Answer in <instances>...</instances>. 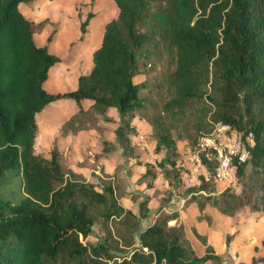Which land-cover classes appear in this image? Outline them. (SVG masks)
<instances>
[{"label":"trees","instance_id":"16d2710c","mask_svg":"<svg viewBox=\"0 0 264 264\" xmlns=\"http://www.w3.org/2000/svg\"><path fill=\"white\" fill-rule=\"evenodd\" d=\"M36 1L0 0V264L220 262L204 236L192 231L205 245L198 256L182 227H167L172 214L142 229L146 202L139 203L137 216L116 202L111 184L99 192L67 180L56 151L49 158L34 153L35 116L59 100H72L75 115L83 113V100L101 113L113 108L116 143L132 158L141 155L129 138L132 121L139 118L148 126L154 151L163 153L160 168L166 172L170 165L175 177L182 137H172L174 130L187 131L185 146H193L217 122L250 130L255 146L237 167L236 187L213 195L214 184H204V195L183 193V207L195 203L201 213L212 205L228 216L248 206L264 212V0H112L117 16L104 24L90 69L79 75L75 89L56 93L44 88L49 70L61 62L49 51L53 33L37 46L33 33L41 23L35 25L18 8ZM93 17L88 11L80 22V41ZM158 42L172 56L173 67L167 73L169 93L155 102L152 90L134 78L150 64L148 45ZM186 114L194 119L185 127L180 118ZM91 203L104 206L105 223L111 222L115 239L127 249L121 258L112 255L107 239L87 242ZM251 263H264V256Z\"/></svg>","mask_w":264,"mask_h":264},{"label":"rangeland","instance_id":"374dc122","mask_svg":"<svg viewBox=\"0 0 264 264\" xmlns=\"http://www.w3.org/2000/svg\"><path fill=\"white\" fill-rule=\"evenodd\" d=\"M28 6L29 8L27 9ZM19 7L23 16L25 13L28 15V18L25 17L26 19L32 21L35 25L41 23L34 28L33 39L36 45L42 43L45 45L47 36L53 33L49 51L59 56L61 62L49 70V79L45 83L44 88L50 93L73 90L76 87L74 81L78 75L84 74L91 64V51L100 43L103 25L117 16L115 3L112 0H93V4H91L90 0H38L31 4H21ZM88 11L94 13V18L89 22L87 33L84 36L88 40L80 41L79 24L84 20ZM90 42L95 44L89 50L84 49ZM148 48L150 51V64L143 69L141 74L134 78V81L138 84H146L152 90L151 99L159 102L167 96L170 90L167 73L173 67L171 63L172 56L159 42L156 45L155 43L149 44ZM156 85H161V90H154ZM68 102L71 101H59V104L53 107L52 111L47 114L43 112L40 116H37L38 131L37 140L34 144V153L49 158L51 150L57 153H59L58 150L66 152V154L64 152L63 154L61 153L62 155L58 154V160L65 173V178L74 182L93 185L94 189L99 192L102 191L103 187L108 186L110 182L107 179L110 176V171L103 172L106 171V162L110 164L116 163L117 167L121 166L122 168L125 167L124 164L128 167L129 163H132V167L126 172L125 182L122 185L121 183L115 185L114 196L116 202L119 205L128 206V200H131L138 212L140 211L138 206L141 201L146 202L147 206L153 208V210L155 209L156 212L162 207H166L168 212L173 211L176 208V204L172 195L182 196L183 192L177 188L175 173L171 166L166 165V172H164L160 168L159 162L156 161L157 167L163 171V180L158 182V184H154L153 179L150 177L151 173H153V166L148 163L144 164L145 173L146 171L148 173H143V176L141 175V177L137 178L135 166L143 164L140 160L141 155L139 157L136 155L132 158L133 154H123L122 160L119 161L118 152L121 153L122 150L118 145V152L116 151L115 155L110 156V158L102 153L103 149L101 150L98 147L97 134L102 133L108 138L113 133L114 126L112 123H108L110 119L104 115L106 112L101 113L96 108H92L85 113H79L69 118L70 113H67L65 107H62L63 103L67 105ZM59 108L61 109L60 115L53 116L51 112H55V109ZM109 115L115 117L118 122V114L114 110H110ZM180 119H182L186 127L194 117L186 114ZM138 120L141 122L135 120L133 122H136L142 131H146V127L142 123L143 120L139 118ZM179 127L181 128L182 126L179 125ZM245 128H248V126L245 125ZM82 130L89 132V134L87 137L84 136L86 137L85 139L83 138L84 140L78 142L76 134ZM186 133L187 131L184 128L177 131L174 130L171 133L175 139L178 136L182 137L180 141L177 140L179 149L184 145L183 139H185ZM131 135L132 133L129 138ZM150 140L151 138L146 139L147 144L151 143ZM74 149H77V152ZM177 156L178 154L176 156L172 155L171 158L176 160ZM132 168L135 169L132 170ZM100 170L103 178L100 176L99 182H96L93 176L98 175L94 171ZM77 199L79 201L84 200L83 197L79 196H77ZM252 211L251 207L248 206L228 216L221 214L212 205H206L203 212H198L200 219L205 220V222L198 224L201 230H210V223H214L216 228L215 231L211 232L210 239L215 254L219 255L221 260L214 264H252V258L250 259V255L253 252L252 245L254 243L261 245V240L259 239L264 237V212ZM143 212L141 211V213ZM189 213L187 219L194 217L192 212ZM88 214L93 220V227L92 234L87 238V242L102 243L107 239L112 255L117 258L125 255L127 249L122 248L119 240L115 239V228L110 221L107 223L104 221V206L91 203L89 204ZM165 216L169 215L162 214L159 218L163 220ZM234 216L236 220L229 218ZM181 221L179 224L178 222L172 225L167 223V227H182L189 247L193 249L195 254L201 255L204 253L205 245L191 233L192 226L190 224L192 221L190 224L185 223V226ZM227 238H229L230 242H226ZM232 246L236 249L234 252L230 251ZM255 255L264 256V252L260 248L259 251L255 250Z\"/></svg>","mask_w":264,"mask_h":264},{"label":"built area","instance_id":"2783aa9c","mask_svg":"<svg viewBox=\"0 0 264 264\" xmlns=\"http://www.w3.org/2000/svg\"><path fill=\"white\" fill-rule=\"evenodd\" d=\"M146 139L143 133L134 132L131 142L148 154L149 164L156 166L155 155ZM254 146L252 131L237 130L227 123H214L211 132L199 137L193 146L183 145L179 149L175 165L177 188L184 194L193 192L196 195L205 194L204 184H214L215 189L210 192L213 195L235 188L237 167L246 163ZM185 198L182 195L178 199L180 208H183Z\"/></svg>","mask_w":264,"mask_h":264},{"label":"crops","instance_id":"0c3cea01","mask_svg":"<svg viewBox=\"0 0 264 264\" xmlns=\"http://www.w3.org/2000/svg\"><path fill=\"white\" fill-rule=\"evenodd\" d=\"M19 6H21V4L19 5ZM19 8V10H21L20 9V7H18ZM29 8V6L27 7V9ZM24 17H27L28 18V15L25 13V15H24ZM94 18V17H93ZM92 18V19H93ZM91 19V20H92ZM90 20V21H91ZM108 22V21H107ZM104 26V25H103ZM103 32V31H102ZM87 33V32H86ZM85 36V35H84ZM101 37H102V35H101ZM84 40H88V39H85V37H84ZM83 40V41H84ZM100 42H101V39H100ZM95 43L93 42H90V44L87 46V47H84V49H87V50H89L93 45H94ZM44 45V43H42V44H38L37 46H43ZM99 45H100V43H99ZM99 45L96 47V48H98L99 47ZM95 48V49H96ZM94 49V50H95ZM93 50V51H94ZM83 51V50H82ZM91 51V50H90ZM93 51H91V55H92V52ZM90 67H91V64H90V66H89V68H88V70L90 69ZM87 70V71H88ZM86 71V72H87ZM83 74V73H82ZM49 75V74H48ZM79 75H81V74H79ZM79 75H78V77H79ZM77 77V78H78ZM49 79V78H48ZM74 83H76V86H77V79L74 81ZM76 88V87H75ZM74 88V89H75ZM65 92V91H64ZM59 101H63V102H65V101H67V100H59ZM59 101H56V102H53V103H51V104H48L40 113H38V114H36V116H35V119H36V122H37V116H40L43 112H46V114L47 113H49L50 111H52V108L53 107H55L56 105H58L59 104ZM69 101V100H68ZM71 102H68L67 103V105H65L64 103H63V106L62 107H65V109H66V111H67V113H70V115H69V118H70V116L72 117L73 115H75V113H76V110H77V106H76V104L72 101V100H70ZM93 103H92V101H90V100H83L82 102H81V107H82V110H83V113H85V112H87L88 110H90V109H92V108H94L93 107V105H92ZM58 108V107H57ZM110 110H114L115 111V113H117V111L115 110V109H113V108H111V109H108L107 111H106V113H104V115H106L109 119H110V122H108V123H112V125L114 126L113 127V133H112V136H110V137H108L107 138V136L106 135H102V133H99V134H97V136H96V139H97V141H98V144H99V149H103V151H102V153L104 154V155H106L108 158H110V156H114L115 155V153H116V151L118 152V148H117V143H116V138H115V135H114V130H115V128H116V126H117V120H116V118L115 117H111L110 115H109V111ZM60 111H61V109L59 108V109H55V112H51L52 113V115L53 116H59L60 115ZM138 121V122H141V121H139L138 120V118H134L133 119V121ZM132 121V126L134 127V132H141V133H143L144 134V136L146 137V138H148L147 137V133H148V126H147V124L144 122V121H142V123H144V126L146 127L145 128V130L146 131H142V129H140L139 128V125H137L136 124V122H133ZM65 122V121H64ZM38 124V123H37ZM137 125V126H136ZM94 132V131H93ZM147 132V133H146ZM88 134H89V132H85L84 130H82L81 132H78L77 134H76V138H77V141L79 142L80 140H84L87 136H88ZM95 134H96V132H95ZM133 134V133H132ZM84 136H86V137H84ZM131 137H132V135L130 136V142H131ZM84 138V139H83ZM72 139V138H71ZM36 140H37V137H36ZM35 140V141H36ZM103 142V143H102ZM151 143H150V146H151V148H152V150H153V153H154V155H155V158H156V160H155V162L157 161V162H160L161 160H162V158H163V153L162 152H156V151H154V147H155V145H154V142H152V141H150ZM131 144H132V142H131ZM138 149V148H137ZM76 152H77V149H74ZM105 150V151H104ZM141 151V150H140ZM58 154H63V152H61L60 150H58ZM114 153V154H113ZM61 154V155H62ZM64 154H66V152H64ZM124 155H123V153H122V151H121V153L120 152H118V157H119V161H121L122 160V157H123ZM147 157H148V154L146 153V152H143V151H141V161H142V163L143 164H141V165H139V166H135V168H132V170H136V172H135V174L137 175V178H139L143 173L145 174V167H144V164L145 163H148V161H147ZM149 164V163H148ZM151 165V164H150ZM124 166L125 167H117V165H116V163L115 164H110V163H108V162H106V164H105V169H106V171H103V172H108V171H110V173H109V177H107V179L110 181L108 184H111L112 185V187H114V190H115V185H118V184H120L121 183V185H122V183H124L125 182V178H126V172L132 167V163H129V165H128V167H126V164H124ZM152 166V165H151ZM117 168H119V169H117ZM125 168V169H124ZM108 170V171H107ZM152 170H153V173H154V178H153V181H154V184H158V182H160L161 180H163L162 179V171L157 167V164H156V166H153V168H152ZM94 173L95 174H97L98 176H93V179L96 181V182H99V177L101 176V178H103L102 177V175H101V170L100 171H94ZM129 173V172H128ZM132 173H133V171H132ZM95 177V178H94ZM118 179H119V181H118ZM91 183H92V181H90ZM181 196H178V195H176V194H173L172 195V198L173 199H175L174 200V203L176 204V208L173 210V211H166V207H162L160 210H158L157 212L155 211V209L153 210V208H150L149 206H147V211H146V213H145V215L144 216H142L141 218H140V224H141V227L140 228H142V229H144L145 227H147L148 225H150V224H152V223H154L155 222V220L160 216V215H162V214H167V215H173V217L171 218V219H169L168 220V222L167 223H170V225H172V224H176L177 222H178V224H179V222H180V220H182L181 222H183L184 223V226H185V223L187 224V223H189L190 224V222L192 221V223L190 224L192 227H191V233L193 234V232L192 231H195L198 235H200V236H204L205 238H206V240H207V244L208 245H210L211 247H212V249L214 250V247H213V244L211 243V232H213V231H215V227H214V223H210L209 224V228H210V230H201L200 228H199V226H198V224L199 223H201V222H205V220H199L198 219V217H199V215H198V209H197V206H196V204L195 203H191V202H189V203H187L186 205H185V207H183V208H180V204H179V198H180ZM165 203V202H164ZM128 206H124V205H120V206H122L124 209H129L133 214H135V215H139L138 213V210L134 207V203L130 200H128V204H127ZM181 211H183L182 213H181ZM189 212H192L193 214H194V217H192V218H190V219H187V215L188 214H190ZM236 216V215H235ZM235 216L234 217H229V218H234L233 220H236L235 219ZM234 238V237H233ZM233 238H231V240H233ZM242 238V237H241ZM244 238V237H243ZM259 240H261L260 241V244H261V242H262V240H264V237H262L261 239H259ZM230 242V241H229ZM260 248L263 250V252H264V249H263V247L261 246V245H258V243H254L253 245H252V250H253V252L251 253V255H250V259L251 258H253V257H255V258H257V257H262V256H260V255H255V250L256 251H259L260 250ZM232 250V252H234V250H236L235 249V247H233L232 246V248L230 249V251ZM203 254V253H202ZM201 254V255H202ZM198 255V254H197ZM201 255H198V256H201ZM207 264H214V262H208Z\"/></svg>","mask_w":264,"mask_h":264}]
</instances>
